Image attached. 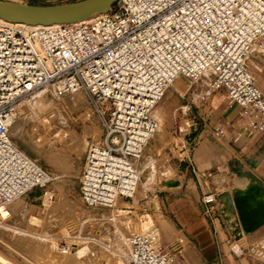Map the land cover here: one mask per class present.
<instances>
[{"label":"built area","instance_id":"2783aa9c","mask_svg":"<svg viewBox=\"0 0 264 264\" xmlns=\"http://www.w3.org/2000/svg\"><path fill=\"white\" fill-rule=\"evenodd\" d=\"M248 59L262 60L264 73V0H117L91 20L27 33L0 22V205L53 180L12 141L20 99L51 86L59 96L80 90L90 97L104 140L86 153L79 196L87 207L112 209L135 194L134 163L177 78L210 76L209 88L239 107L250 138L264 134V91ZM124 264L172 260L157 234L144 230L126 240Z\"/></svg>","mask_w":264,"mask_h":264},{"label":"rangeland","instance_id":"374dc122","mask_svg":"<svg viewBox=\"0 0 264 264\" xmlns=\"http://www.w3.org/2000/svg\"><path fill=\"white\" fill-rule=\"evenodd\" d=\"M247 63L256 81L264 84L263 61L248 59ZM178 80L153 111L158 130L134 163L139 173L135 194L118 199L112 209L87 207L79 196L86 153L104 140L90 97L80 90L59 96L51 86L15 104V121L29 120L21 134L12 130L13 143L37 160L53 180L45 189L18 199L23 203L20 208L13 209L12 203L5 206L8 215L0 213V264H124L125 239L144 230L157 234L172 264H201V251L175 228L165 198L189 177L191 168L185 171L183 162L188 154L185 141L192 137V129L202 127L203 115H211L212 109V115L219 113L213 106L218 97L212 100L224 91L209 88L210 76L192 83ZM76 93L84 98L78 103L72 99ZM40 98L44 105L34 109ZM247 129L238 122L232 129H223L225 137L217 138L246 152L260 137L255 135L246 143ZM216 204L214 200L208 206Z\"/></svg>","mask_w":264,"mask_h":264},{"label":"crops","instance_id":"0c3cea01","mask_svg":"<svg viewBox=\"0 0 264 264\" xmlns=\"http://www.w3.org/2000/svg\"><path fill=\"white\" fill-rule=\"evenodd\" d=\"M26 5L54 6L81 0H7ZM257 84H260L259 79ZM264 91V84H260ZM218 101L214 109L203 115L202 127L192 129L186 139L185 178L178 189L169 191L165 198L167 213L175 228L201 251V264H264V224L250 235L236 239L231 235L227 223L220 213L217 196L232 187L235 179L246 180L254 201L264 208V134L248 146H230L223 129H232L238 122L239 107L231 104L225 93L215 95ZM238 116V118H237ZM222 135L221 139L217 137ZM253 140L250 138L246 143ZM193 145V146H192ZM226 178L231 179L228 184ZM216 206L209 208L206 199Z\"/></svg>","mask_w":264,"mask_h":264},{"label":"water","instance_id":"95a60500","mask_svg":"<svg viewBox=\"0 0 264 264\" xmlns=\"http://www.w3.org/2000/svg\"><path fill=\"white\" fill-rule=\"evenodd\" d=\"M115 2L117 0H81L64 5L39 6L0 0V19L29 26L74 24L94 14L108 13ZM217 200L221 204L220 213L237 240L264 224V208L253 200L251 188L235 191L232 197L223 192Z\"/></svg>","mask_w":264,"mask_h":264},{"label":"bare ground","instance_id":"6f19581e","mask_svg":"<svg viewBox=\"0 0 264 264\" xmlns=\"http://www.w3.org/2000/svg\"><path fill=\"white\" fill-rule=\"evenodd\" d=\"M100 15H104V14H94V15H92L91 17H89V18H87V19H85V20H83V21L91 20L92 18H95V17L100 16ZM83 21H80V22H83ZM0 22H4V23H6V24H9V25L15 27L16 29H19V30H21V31H23V32H25V33L29 32V31H33V30L39 29V28H41V27H55V26H59V25H50V26H40V25H36V26H29V25H25V24L11 23V22H8V21L2 20V19H0ZM78 23H79V22H78ZM178 79H179V78H177L176 80H174V81L171 83L172 87L178 86V84L180 83ZM75 92H77V91H75ZM40 93H41V92H39L36 96H38ZM36 96H35V97H36ZM72 99H73V101H74L75 103H78V102L82 101L84 98H83V96L81 95V93H76V94H74V96H73ZM37 103H40V104H37ZM43 105H44V101H43L42 98H40V99H38V100H36V101L34 102V104L32 105V107L35 109V108H38V107L43 106ZM17 107H18V105L15 106V109H16ZM27 119H28V118H23V120L20 119V120H18V121H15V120H14V121H13L14 124L12 125V127H11V129H10L11 134H12V130H13V134H14V135H19V134H21L22 129H23L25 123L27 122ZM28 120H29V119H28ZM246 133H247V137H246V138H247V140H249V139H250L249 131L246 130ZM234 183H235V184H234L232 187H230L229 189L223 190L221 193H223V192H227V193H229L230 196L232 197V194H233L235 191H241V192H242V191H245L246 188H247V186H248V184H249V183L246 182V180H239V179L234 180ZM169 185H171V184H169ZM172 186H176V184H173ZM221 193H220V194H221ZM18 199H20V198H16V199H14L13 201H11V202H10L9 204H7V205H10V204L13 203V205H12V208H13V209L20 208V207L22 206L23 203H22L21 200H18ZM16 200H17V201H16ZM15 201H16V202H15ZM117 201H118V200H117ZM116 204H117V203H116ZM7 205H1V207H0V213L2 214V217L8 215L7 209L5 208V206H7ZM220 205H221V204H220ZM231 222H232V220H231ZM238 225L240 226L239 223H238ZM240 228H241V227H240ZM164 229H165V228H164ZM163 231H164V230H163ZM126 240H127V239H125V242H126ZM122 258L124 259L123 256H122ZM3 264H9V263H5V262H3Z\"/></svg>","mask_w":264,"mask_h":264}]
</instances>
